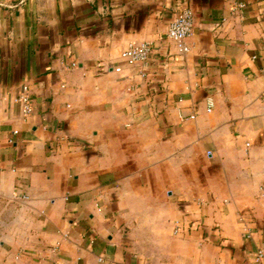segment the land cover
Segmentation results:
<instances>
[{"label": "crops", "instance_id": "1", "mask_svg": "<svg viewBox=\"0 0 264 264\" xmlns=\"http://www.w3.org/2000/svg\"><path fill=\"white\" fill-rule=\"evenodd\" d=\"M262 189L264 0H0V264H256Z\"/></svg>", "mask_w": 264, "mask_h": 264}, {"label": "built area", "instance_id": "2", "mask_svg": "<svg viewBox=\"0 0 264 264\" xmlns=\"http://www.w3.org/2000/svg\"><path fill=\"white\" fill-rule=\"evenodd\" d=\"M239 9H245V4H240L238 6ZM195 27V18L194 14L191 10H185L173 20L171 23L167 38L169 41L175 44L178 52L180 54H187L190 52V46L188 44L189 39L194 34ZM153 53V46L151 43H142V44H131L127 47L121 54V59L130 66L140 67L141 77H147V68L150 64V59ZM77 63L73 62L69 68L74 69L77 68ZM122 69L120 67L116 68V72L120 73ZM22 107V115L24 119H28L34 110L33 107V98L32 92L27 85L22 86L21 93L19 97L16 99ZM213 104L210 103V108L208 111L210 112ZM196 115H186L184 113H180V119L182 122L187 120L195 119ZM14 134H19V131H14ZM249 146V145H248ZM211 155V153L209 154ZM261 199L264 203V189L261 190ZM264 261V251H258L255 262L256 264H263Z\"/></svg>", "mask_w": 264, "mask_h": 264}]
</instances>
